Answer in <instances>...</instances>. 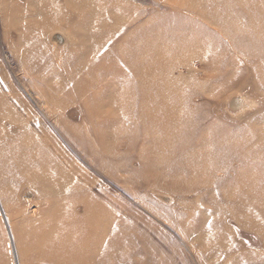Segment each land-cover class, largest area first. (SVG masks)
I'll return each mask as SVG.
<instances>
[{"label":"rangeland","instance_id":"rangeland-1","mask_svg":"<svg viewBox=\"0 0 264 264\" xmlns=\"http://www.w3.org/2000/svg\"><path fill=\"white\" fill-rule=\"evenodd\" d=\"M19 144L117 212L85 264H264V0H0V264H49Z\"/></svg>","mask_w":264,"mask_h":264},{"label":"bare ground","instance_id":"bare-ground-1","mask_svg":"<svg viewBox=\"0 0 264 264\" xmlns=\"http://www.w3.org/2000/svg\"><path fill=\"white\" fill-rule=\"evenodd\" d=\"M66 1L69 2V0ZM100 33L102 36L108 34L107 31ZM140 103L138 115L146 119L150 118L153 115L152 107L147 105L146 100ZM8 150L11 152L9 169L20 176L29 171L30 183L34 186V190L43 194L36 196L38 200L36 206L42 208L37 218L33 220L36 224L35 230H32L35 231L37 250L35 253L31 250L28 252L30 259L35 254L49 264H71L70 261L72 264H85L94 261L110 229L118 228L117 212L108 211L105 206L91 203L92 199L83 198L85 188L81 183L72 181L70 174L61 173L56 169L51 158L35 159L34 155L28 153L30 148L27 144H19ZM200 162H195L192 169H195ZM46 187L49 189L55 187L54 192L58 193L59 199L45 198ZM20 243L24 248L31 249L30 245L27 246L24 241L20 240ZM117 244L113 236L100 255L101 263L114 262V254H110V251L117 247ZM239 264H246V262Z\"/></svg>","mask_w":264,"mask_h":264},{"label":"water","instance_id":"water-1","mask_svg":"<svg viewBox=\"0 0 264 264\" xmlns=\"http://www.w3.org/2000/svg\"><path fill=\"white\" fill-rule=\"evenodd\" d=\"M53 40L56 43L60 44V43L63 42V37L60 34L56 33V34L53 35Z\"/></svg>","mask_w":264,"mask_h":264}]
</instances>
